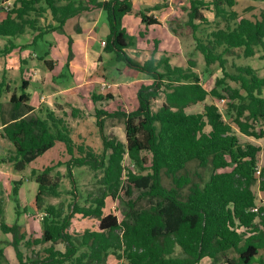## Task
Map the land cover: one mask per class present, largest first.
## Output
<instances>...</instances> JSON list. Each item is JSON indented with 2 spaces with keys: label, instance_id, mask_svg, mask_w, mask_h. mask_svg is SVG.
I'll use <instances>...</instances> for the list:
<instances>
[{
  "label": "trees",
  "instance_id": "trees-1",
  "mask_svg": "<svg viewBox=\"0 0 264 264\" xmlns=\"http://www.w3.org/2000/svg\"><path fill=\"white\" fill-rule=\"evenodd\" d=\"M4 1L0 0V38L6 42L0 46V57L34 46L47 34L63 32L69 19L99 9L109 29L104 53L152 80L150 85L140 86L135 110L95 108L100 152L76 144L72 138L65 118L78 117V109L72 108L64 118L48 110L44 116L40 111L31 113L29 82L24 78L18 91L11 93L9 108L0 104L1 136L12 146L5 159L14 171H23L57 144L69 156L65 162L31 171L37 184L34 206L42 212L39 239L27 240L19 225L9 226L0 219V230L12 236L15 264H106L109 257L121 264H200L204 258L211 264H264L260 254L264 250V206L256 204L252 188L260 149L243 143L238 135L263 137L262 131L255 132V125L264 127V75L260 77L251 66L236 67L235 74L225 70L226 57L233 49H242L243 56L251 58L260 48L264 60V12L260 17H240L234 10L236 0H187L185 25L192 32L194 49L202 55L206 68L217 65L223 75L207 90L194 71V61L187 60L183 68L172 66L166 57L156 59L157 42L153 55L143 63L128 55L126 50L135 43L122 26L123 17L138 16L144 26L159 24L147 10L134 9L133 0H14L9 10ZM158 9L156 5L149 10ZM205 11L214 15L212 22ZM47 15L50 22L41 25L39 20ZM208 24L215 25L213 30L197 36L200 27ZM28 30L35 32L31 42L16 43L15 38ZM67 45L70 59V37ZM47 55L37 57L52 69L45 60ZM226 79L237 86L231 87ZM3 91L8 92L9 86L1 82L0 95ZM160 94H164V102L153 111L152 101ZM112 98L111 94H91L93 103ZM220 99L226 100L221 107L216 104ZM198 105H202L200 110L189 111ZM109 118H123L125 142L104 132ZM126 158L130 166L124 165ZM191 162L211 168L203 184L192 183L187 174ZM60 166H65L75 191L74 168L87 167L101 175L96 193L85 198L86 205L74 200L67 206L44 204L45 197H60L62 174H53ZM162 174L171 179V187L162 184ZM261 177L259 191L264 197V168ZM21 184L20 180L12 184L15 209ZM186 187L187 193L183 192ZM107 198L122 203V218L114 211L105 213ZM256 206L258 211L253 212ZM76 214L95 219V227L71 233ZM25 240L28 248H45L34 258L26 257L19 249ZM4 260L0 247V264Z\"/></svg>",
  "mask_w": 264,
  "mask_h": 264
},
{
  "label": "rangeland",
  "instance_id": "rangeland-1",
  "mask_svg": "<svg viewBox=\"0 0 264 264\" xmlns=\"http://www.w3.org/2000/svg\"><path fill=\"white\" fill-rule=\"evenodd\" d=\"M237 4L234 7V10L238 13L240 17H248L253 18L255 16L260 17V14L264 12V0H236ZM152 4V3H151ZM159 6L161 8L160 11H157L154 13V16L158 19H160L163 22H166L164 20L165 17L168 15V20L166 22V27L173 28L176 30V39L174 40L170 39V41L167 43V53H175L179 49V40L180 44L182 46V55L180 60H176L173 62V65L178 66L177 64H181V67H186L187 60H192L195 62L196 66L194 68V71L198 74L200 81L203 85V87L207 90H210L215 83V80L218 78H221L222 72L220 68L217 65H212L208 68L205 67L204 60L202 55L194 49V40L192 37V32L189 27L185 25L186 20V13L184 9L188 7L187 0H162L159 3ZM204 15L212 22L214 20V15L210 12L205 11ZM77 18V17H75ZM75 18L70 19L66 22V25L64 27L63 32H54L50 33L44 36L42 40H39L36 45L26 47L24 49H20L19 51H15V54L10 59H4L0 60V83L4 81L5 84H7L10 88V93L3 94L0 97V104L3 105V109L9 108V97L13 90L18 91L19 86L21 84V78L24 76L25 79H28L29 77L34 76L33 70L28 73V51L35 53L36 55L42 56L44 53L48 52L50 43H55V39L57 40V43H60L63 41L64 45L62 44L60 46L61 53L68 52L67 50V38L71 37V32L76 31L77 28V21ZM158 19V20H159ZM157 20V21H158ZM41 25H46L50 22V16L47 15L46 19H40L39 20ZM160 22V21H158ZM102 23H106L105 15L103 14L101 17V21L99 24V27L102 25ZM123 26L129 33V35L134 37V43L143 42L144 44H148L152 46L153 39H159L162 43H164L166 32H163L161 29H150L146 39L142 40L138 36V31L140 29V22L136 18L132 17H125L123 20ZM134 26V28H131ZM215 27L214 24H208L200 27L199 31L197 32V36L204 37L207 33L211 32L213 28ZM133 32H131L132 30ZM35 34V32L27 31L26 34H23L21 36H18L15 38L16 43L19 45H26L28 44V41L30 40V37ZM6 42L5 39L0 38V46H2ZM56 48V47H55ZM72 49V48H71ZM74 50V48H73ZM22 51H25L27 53H22ZM57 52L54 53L56 55ZM148 55L150 56V51H148ZM19 55V58L17 56ZM54 55L52 57H54ZM58 55V53H57ZM102 63L98 64L97 66L92 67L94 69L93 74L95 76V80L97 84L94 86L95 89L98 91L100 90H110L107 87H104L107 83L112 86V84L119 85L120 90L129 84V81H133L137 77L140 76L138 72L135 70L129 69L124 66L123 63H118L114 60L112 54L103 53L102 54ZM263 55V52L260 48H256V54L254 57L251 58H245L242 54V49H233L232 53L226 57L227 63H226V72L229 74H235L236 73V67H242V66H251L253 69L256 70L257 74L261 77L264 75V60L261 57ZM51 57V56H49ZM68 57V56H67ZM72 57H70L71 59ZM36 61L35 68L41 70L47 68L43 65V63L38 58H33ZM133 60H135L138 63H141L139 61H143V59L140 56H136L135 58L132 57ZM92 78V75H90ZM98 77V78H97ZM141 78V77H140ZM57 79V78H56ZM98 79V80H97ZM63 79H57V83L60 84L59 81H62ZM66 80V83L63 85L67 87L68 85H71L73 79L71 78ZM227 82L231 81L229 79H226ZM140 83L139 81H136L132 84V88L135 87L134 84ZM142 85H150L152 83L151 78L144 76L142 77L141 81ZM146 83V84H144ZM140 85V86H142ZM139 86V88H140ZM237 86L234 83H231V87ZM92 86L90 85L89 88ZM129 87L130 95L127 94L126 99L122 100L119 99L117 101L110 102L105 105L106 110L109 111H123L125 113H128L130 110L129 107L133 106L135 103L137 104V93L134 98L133 96V90L131 88V85ZM89 88L83 89L84 95H80L81 99H79V102L74 103L73 105L76 107L71 106L72 103L66 101L63 102L61 106L60 114L64 118L66 117L64 114L68 112L70 113L72 108L80 107V113L78 117H69V119H66V122H69L71 126V135L74 139L75 143H82L90 146L93 150L96 152H100L102 150V144L99 137L98 129L95 125V118H94V110L95 107L89 102V105L87 104L84 99L88 96L86 95V92ZM113 91H116L115 88L112 89ZM41 86L32 82L30 83L29 92L31 93V100L30 103L34 104L37 102L38 95L40 94ZM49 90H47L48 92ZM93 91V90H92ZM263 97H264V89L262 90ZM90 94V91H88ZM65 96V95H64ZM84 96V98L82 97ZM90 97V95H89ZM72 101V99H71ZM120 102V105H119ZM164 102V94H160L158 98L154 101H152V110L156 111L161 104ZM207 102H211L210 99H207ZM69 103V104H68ZM123 103L126 105L124 106ZM71 104V105H70ZM217 104V103H216ZM136 106V105H135ZM202 105H198L196 107H192L189 111L194 112L196 110H200ZM46 108L45 106H43ZM48 109V108H47ZM78 109V108H77ZM46 110V109H45ZM262 131L263 137L260 139L252 138V137H246L244 135L240 136V139L243 143H251L254 146L258 147L260 149L259 153V162L258 167H260L261 173L259 176L255 177L256 181L253 184V190L255 194L257 195L258 200H264V197L259 191V184L262 181L261 174L263 172L264 168V127L261 125H255V132ZM104 132L109 137H116L119 140L125 142V135H124V122L123 118H109L105 120L104 123ZM11 144L3 137L1 136V130H0V207L2 209V215L0 216V219L7 223L9 226H12L13 224H17L20 226V232L21 234H24L26 239H39L42 234L41 229V216L42 212L36 210L34 206V199L37 192V184L35 181L30 177L31 171L34 170H41L43 167L48 165H54L56 162L61 161L65 162L68 160L69 156L65 155L64 146L61 144L56 145L53 149L46 152L44 155L40 156L35 162L28 165L23 171H14L12 166L6 162V157L9 155L11 151ZM125 166H130L129 160L126 158L124 161ZM59 171L62 174L61 182H60V197L59 198H52V197H45L44 198V204H59L63 203L64 206H67L69 203H71L73 200L77 202L80 205H86L85 198L89 194L96 193L97 189V180L100 178V174H95L87 167H81V168H74L73 175L76 182V191L73 190L74 186L71 184V180L68 178L66 174V168L65 166L58 167L53 174ZM187 174L191 178L192 183L196 184H203V182L207 181L209 178V175L211 173V168H201L199 167L195 162H191L187 165ZM21 181L22 184L20 186L19 190V196H18V202L19 206L17 209H15V202L13 201V197L11 195V189L12 184L14 181ZM162 184L169 188L172 186L171 179L164 174L161 176ZM188 188L186 187L183 192L187 193ZM76 195V196H75ZM123 209V205L119 200L117 199H111L107 198L106 205L104 208L105 213H108L110 211H114L119 218H122L121 212ZM95 219H86L81 217L80 215H74L73 219L71 220V226L69 228V231L71 233L81 232L85 229H93L95 227ZM25 241H21L19 245L20 251L28 257V255H31L32 258L36 257V255L41 254L43 248H45L44 245L39 246H33L32 248H28V245L25 244ZM0 247L4 249L5 254V260L3 261V264H15L17 262L16 256H15V250L12 246V236L11 234H4L0 230ZM61 247V246H60ZM33 250V252H31ZM106 264H121L120 261H118L114 257H109L107 259ZM200 264H211L210 261H202Z\"/></svg>",
  "mask_w": 264,
  "mask_h": 264
},
{
  "label": "crops",
  "instance_id": "crops-1",
  "mask_svg": "<svg viewBox=\"0 0 264 264\" xmlns=\"http://www.w3.org/2000/svg\"><path fill=\"white\" fill-rule=\"evenodd\" d=\"M101 1H104V0H101ZM161 1L162 0H133V5H134V9L140 10V11H143V10L146 11L147 10L145 13H147L148 15H152L154 18H156L155 17L156 15L154 16V13L157 11H160L161 8L158 10H155V11L149 10V9L152 8L153 6L159 5V3ZM169 14H171V13H169ZM102 15H103V12L98 9V10H93L90 12L81 13L80 15L75 16L77 18L73 17L77 21V28H76V31L71 32L72 34L70 37L72 40V56H71L72 58L68 59V57H67L68 52H66L64 54L61 53L60 46L62 44L64 45V43H63V41H61L60 43H57V40L55 39V43H53V44L50 43V45H49L50 50L48 51V55L45 57V60L50 62L52 69H49L44 64V62L40 60L43 63V65L47 68V70H45V69L41 70V73H40L39 72L40 69L35 68V67H37L36 61H35V59H33V58H38L37 55L35 53L28 51V73H30L31 70L35 71L33 77H29L28 79H26L29 82L27 92L30 94V100H31V93L29 92L30 83L34 82V83L41 86V91H40V94L38 95L37 102L32 104L29 101V103H28L29 106H31L33 108V111L31 113H34V112L36 113V112L40 111L41 116H44L46 114L45 113L46 110H48V111L53 112L56 116L60 117L61 116V114H60L61 106L60 105H62L63 102L68 101L69 103L70 102L72 103V105L70 104L71 106L76 107L73 104L76 102H79V99L83 100V99H81L80 95H84L83 89L89 88L90 85L92 86L91 88L88 89V91H90V94L88 93V91L86 92V95L88 96V98L86 97L84 99V101H86L88 105H89V102H91L93 107H95L97 109L106 110V107H105L106 104L113 102L114 100L115 101H117L119 99L125 100L127 94L130 95V92H129L130 90H129L128 86L131 85V88H132V84L136 81H139L140 83L134 84L135 87L132 88L133 96H131V97L132 98L135 97L139 86L142 85V83H141L142 77L146 76V75L139 73V72L138 73L140 74V76L137 77L136 79H134L133 81H129L128 82L129 84L124 86L121 90L119 88L120 87L119 85L112 84V86H111L110 84H108L109 82H106L107 83L106 87L110 90L104 91L102 89V90L98 91L97 89L94 88V86L97 84V82L95 80L96 75L93 74V71L95 69V66L102 63V57H103L102 54L104 53V51H103L104 46L101 44V42H104L106 40L107 35L109 34V29H108L107 23H104V24L102 23V25L99 27ZM168 15H167V17H168ZM125 17H132V18H136L139 20L140 29L138 31V36L142 40H147L146 36H147L150 29L153 30V29L158 28V29H161L163 32H166V34H167L165 37L166 41L164 43H162L161 40H159V39H153L152 46L148 45V44H144L143 42H139L138 44L135 43V46L133 48H129L126 50V52L128 53V55L131 58L132 57L135 58L136 56H140L143 58V59H141L143 61H139V62L143 63L144 61H146L147 59H149L153 55V49L155 48L154 42H157V45H156L157 51L154 54L155 58L159 59L161 57H166L169 59V63L172 66H175V65H173V62L176 60H180L181 56H183L182 55V46H181L180 40H179L178 51H176L175 53H170V52L167 53L168 52V51H166L167 43L170 41V39L174 40V38L176 39V37H177L170 30V28L168 29L166 27V22L168 20L167 17L164 18V20H166V22H163L159 18H158L159 20L156 18L158 21H160L159 24L144 26L141 23V20L138 16L125 15L122 19V26H123V20ZM131 28H134V26H132ZM133 31L134 30H132L131 32H133ZM33 35L30 37V40L28 41V43L31 42ZM73 48H74V50H73ZM19 50H20L19 48L14 49L7 56L0 57V60H3V62H4V59H10L11 57L14 56L15 51H19ZM67 50H68V45H67ZM148 51H150V56L148 55L149 54ZM23 52L27 53L25 51H22V53ZM55 52H57L58 55H57V53H56V55H54ZM53 55H54V57H52ZM17 56L19 58L18 54H17ZM49 56H51V57H49ZM177 65L179 67H181V64H177ZM93 66H94V69L92 68ZM2 68L3 67H1L0 70H2ZM183 68H186V67H183ZM90 75H92V78H89V77H91ZM22 78H24V76ZM56 78L57 79L62 78L63 80L59 81L60 82V84H59V83H57ZM71 78L73 79L71 85H68L67 87H65L63 84L66 83L67 79L70 80ZM2 82H4V81H2ZM144 84H146V83H144ZM113 88H115L116 91H113L112 90ZM47 90H49V91L47 92ZM13 91H15V90H13ZM1 93L2 94L0 95V97L3 94L10 93V88H9L8 92L3 91ZM93 93H95L96 95H100V96H104L106 94H111L113 96V98L111 100H100V101H97L96 103H93L91 100V94H93ZM89 95H90V97H89ZM82 97L84 98V96H82ZM71 99H72V101H71ZM119 105H120V102H119ZM123 105L126 106L124 103H123ZM43 106H45L46 108H44ZM137 106H138V102H137V104L135 103L133 106L129 107V109H130L129 111L135 110L137 108ZM77 108H78V110L81 109L80 107H77ZM77 108H75V109H77ZM106 111H109V110H106ZM109 112H111V111H109ZM66 119H69V117H66L65 120ZM67 124L70 126L69 122H67ZM70 128H71V126H70ZM0 130H1V125H0ZM258 139H260V138H258ZM256 140H257V138H256ZM50 150H48V151H50ZM33 162H35V161H33ZM256 204L258 206H264V200H261V199L258 200V198H257ZM260 254L263 255V257H264V250L260 251ZM206 260L210 261L209 259L204 258L201 260V262L206 261Z\"/></svg>",
  "mask_w": 264,
  "mask_h": 264
},
{
  "label": "built area",
  "instance_id": "built-area-1",
  "mask_svg": "<svg viewBox=\"0 0 264 264\" xmlns=\"http://www.w3.org/2000/svg\"><path fill=\"white\" fill-rule=\"evenodd\" d=\"M13 1H14V0H5V1H4L3 5H4V7H5L6 10H9V9L11 8ZM101 44L104 46L105 42H101ZM104 87H106V85H105ZM225 103H226V100H225V99H220V100H218L217 105H218L219 107H221V106H223ZM260 173H261L260 167L257 166V167L255 168V176H256V177L259 176ZM252 211H253V212H257V211H258V206L252 208Z\"/></svg>",
  "mask_w": 264,
  "mask_h": 264
}]
</instances>
